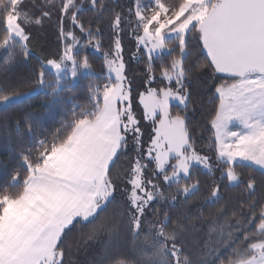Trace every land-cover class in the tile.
I'll return each instance as SVG.
<instances>
[{
  "label": "snow or ice",
  "instance_id": "snow-or-ice-1",
  "mask_svg": "<svg viewBox=\"0 0 264 264\" xmlns=\"http://www.w3.org/2000/svg\"><path fill=\"white\" fill-rule=\"evenodd\" d=\"M53 18L62 50L39 60L24 83L0 82L3 111L35 90L57 99L62 75L93 74L86 48L103 52L107 76L101 83L90 75L86 102L50 136L36 135L31 112L16 121L33 143L25 147L22 138L23 171L13 168L0 186V264H67L73 249L101 236L107 240L91 264H264V0H0L6 75L31 63V30ZM125 36L134 43L133 58L145 65L141 86L147 87L135 96ZM164 52L168 62L157 69L155 54ZM204 78L213 81L205 125L210 152L198 147L200 129L189 120L198 100L191 86ZM200 169L207 173L203 183ZM164 186L175 192L166 195ZM202 188L205 205L185 211ZM160 201L166 210L154 206ZM112 205L120 210L106 215ZM205 206V234L215 233V243L189 254ZM125 231L135 259L121 253ZM141 238L143 247L136 244Z\"/></svg>",
  "mask_w": 264,
  "mask_h": 264
},
{
  "label": "trees",
  "instance_id": "trees-1",
  "mask_svg": "<svg viewBox=\"0 0 264 264\" xmlns=\"http://www.w3.org/2000/svg\"><path fill=\"white\" fill-rule=\"evenodd\" d=\"M44 0H41L43 3ZM131 0H116V3L121 5H127ZM86 19L94 17L86 16ZM94 26V25H93ZM78 31V30H77ZM32 43L30 45L31 50V63L24 62L16 65L12 71L5 74L3 68L7 60V54L3 51H0V82H7L9 85L22 84L25 81L29 80L33 76L35 69L39 67L38 61L44 58H55L58 51H61L63 48V41L58 39V32L56 28L55 18L51 24H46L43 29L31 30ZM109 36L107 30L103 34L102 44L104 46V51L108 50ZM197 41L192 39L191 47L197 48ZM123 44L125 47L124 57L127 62V67L129 69V76L134 80L133 84V95L135 96L136 91H144V88L147 87L145 84L141 86L144 79L145 65L143 63H138L133 56L136 54L131 53V48L133 42L129 36H125L123 39ZM89 58V61L93 67V74L85 73L80 75L74 84L70 81H62V87L60 91L62 95L57 99L53 100L50 98L44 90H35L31 91L30 97L22 105H19L14 108H10L7 112L3 111V106H0V186L9 182L10 174L13 168H21L22 162L18 159V155L21 150V140L24 139L25 147L30 146L33 142L28 140L24 136L25 127L24 125L17 127L16 121L21 120L25 113L31 112L35 118V122L39 125L36 135L38 137L50 136L57 128H59L66 121L71 120L72 111L76 108L78 104H83L86 102L87 88L90 83V75H93L98 82H103L106 77L105 67H104V56L103 52H97L93 48H86L84 50ZM19 52V49H17ZM197 54L193 56V59H196ZM200 59H203V56H199ZM161 62H168L167 52L156 57L153 61L154 66L159 69ZM49 80L55 79L54 75L48 71ZM213 81L207 80L204 78L197 83L192 84V89L195 92H198V100L195 105V110L189 111V120L194 125L197 126L200 131L196 133V139L198 142V147H200L205 152H210V133L205 129L207 123V113L213 108V93L211 90V85ZM70 89V90H69ZM29 91V89H25ZM182 106L173 105V108L179 110ZM147 139V136L144 137ZM129 156H132L131 150H129ZM134 158V157H133ZM121 163H127L125 159L122 158ZM241 171H246L242 169ZM199 175L201 181L205 180L207 173L200 169ZM15 191V186L12 188ZM162 191H165L167 195L169 192H175V188H168L164 186ZM206 195V190L202 188L200 196L194 199L187 206H183L185 211L194 209L197 205H205V201L200 197ZM226 195H229L233 198L236 197V192H231ZM178 200L182 201L184 197L178 196ZM118 200L123 202V198L118 196ZM223 203V202H222ZM154 206L161 209V211L166 210L167 202L160 201L154 202ZM232 205L229 203L226 207L230 208ZM115 205L109 206L106 215H112L114 212L119 211ZM205 219L199 221L201 225L200 231L195 234L196 239L188 240V251L189 254L199 251H210L212 244L215 243V233L206 235L209 225V209L204 207ZM173 212L176 209H172ZM151 213V209H149ZM76 239H79V235H76ZM107 237L101 236L95 241L89 242L91 245L80 248L79 250L73 249L71 255L66 257L67 264H91L93 256L98 252L101 246L106 242ZM141 240L136 242L137 246L143 247ZM205 242L208 243L209 247L204 248ZM221 251L226 252V249H221ZM121 253L131 259H135L133 253V243L131 236L125 231L122 236L121 242ZM118 253V254H121ZM212 257H209L211 261Z\"/></svg>",
  "mask_w": 264,
  "mask_h": 264
},
{
  "label": "rangeland",
  "instance_id": "rangeland-1",
  "mask_svg": "<svg viewBox=\"0 0 264 264\" xmlns=\"http://www.w3.org/2000/svg\"><path fill=\"white\" fill-rule=\"evenodd\" d=\"M142 2L143 3H145V4H148V3H150L151 2V0H142ZM135 52H136V49H135V47H134V43H133V45H132V48H131V53L132 54H135ZM164 53H166V52H164ZM164 53H157V54H155V58L156 57H158V56H160V55H162V54H164ZM136 55V54H135ZM49 72H51L53 75H54V77H55V73L54 72H52L50 69L48 70ZM82 74H85V73H82ZM81 74V75H82ZM105 74H106V76H107V70H106V68H105ZM65 80H68V81H70V83H72V84H74L75 82H76V80H72L71 79V77L69 76V77H67V79H65L64 77H63V75H62V79H61V87H62V81H65ZM60 87V88H61ZM173 103V105H178L176 102H172ZM180 106V105H179Z\"/></svg>",
  "mask_w": 264,
  "mask_h": 264
},
{
  "label": "crops",
  "instance_id": "crops-1",
  "mask_svg": "<svg viewBox=\"0 0 264 264\" xmlns=\"http://www.w3.org/2000/svg\"><path fill=\"white\" fill-rule=\"evenodd\" d=\"M233 127H238V126L234 125Z\"/></svg>",
  "mask_w": 264,
  "mask_h": 264
}]
</instances>
